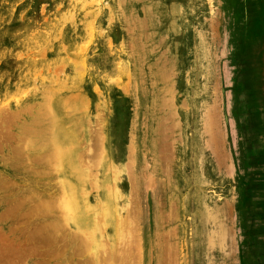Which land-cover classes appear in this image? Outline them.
Listing matches in <instances>:
<instances>
[{
  "label": "rangeland",
  "instance_id": "obj_1",
  "mask_svg": "<svg viewBox=\"0 0 264 264\" xmlns=\"http://www.w3.org/2000/svg\"><path fill=\"white\" fill-rule=\"evenodd\" d=\"M58 101L100 252L58 200ZM99 260L264 264V0H0V264Z\"/></svg>",
  "mask_w": 264,
  "mask_h": 264
},
{
  "label": "bare ground",
  "instance_id": "obj_2",
  "mask_svg": "<svg viewBox=\"0 0 264 264\" xmlns=\"http://www.w3.org/2000/svg\"><path fill=\"white\" fill-rule=\"evenodd\" d=\"M75 1V0H74ZM117 1V0H116ZM67 3V2H66ZM70 4V3H69ZM66 5V4H65ZM117 5V4H116ZM68 9V8H67ZM102 10V9H101ZM179 14V13H178ZM116 17V16H115ZM70 20V19H69ZM69 22V21H68ZM74 24V23H73ZM72 24V25H73ZM63 28V26H62ZM55 31V30H54ZM9 35V34H8ZM13 36V35H12ZM71 36V35H70ZM115 48V47H114ZM106 53V52H105ZM98 55V54H97ZM68 57V56H67ZM93 64V63H92ZM62 68V67H61ZM155 72V71H154ZM62 80V79H61ZM115 82V81H114ZM140 82V81H139ZM60 83V82H59ZM91 87V86H90ZM70 91V90H69ZM63 100V99H62ZM104 100V99H103ZM66 103V102H65ZM58 109L54 114L48 115L46 118L49 123V126H45L43 129V133H49L52 131V140L51 144L54 145V149L56 151V157L54 160L55 169L58 172V177L60 179V191L59 193V202L62 204V209L65 212V221L68 223V225L73 229L77 230L79 232H86V235H88L89 239L92 238L91 243L94 245V250H98V246L100 243L99 237L101 234H99L97 224L94 221V216H96L99 212L97 211L95 207V203L91 201V199L88 196V189H89V183L87 182V176H85L83 171V165L84 161L80 160L83 159V155L80 152V146H79V140H76L74 136L77 134H74L72 132V135L68 132V122L67 118L61 115L59 110L62 109V111L65 109L63 108L62 102L58 101ZM68 104V103H66ZM62 105V106H61ZM80 103L78 106H81ZM57 106V105H56ZM74 106V105H73ZM72 106V107H73ZM70 107V106H69ZM70 107V108H72ZM68 108V107H67ZM79 108V107H78ZM77 109V108H75ZM74 109V110H75ZM53 111V109H51ZM73 110V108H72ZM68 112L69 110H65ZM76 111V110H75ZM91 111V110H90ZM65 112V113H66ZM77 112V111H76ZM50 113V112H49ZM53 113V112H52ZM73 114V113H72ZM75 114V113H74ZM67 116V115H66ZM70 117V115H68ZM72 118H75L72 117ZM43 120V119H42ZM45 121V120H43ZM69 121V120H68ZM74 122V121H73ZM73 122H71L73 124ZM77 121H75L76 124ZM73 124V126L75 125ZM44 125V123H43ZM70 127V126H69ZM72 128V127H71ZM70 128V129H71ZM74 128V127H73ZM88 129V128H87ZM72 130V129H71ZM136 130V129H135ZM74 131V129L72 130ZM146 131V130H145ZM40 132V131H39ZM77 132V131H76ZM114 133V132H113ZM74 134V136H73ZM155 134V133H154ZM50 136V135H49ZM132 136V135H131ZM50 138V139H51ZM131 138V137H130ZM45 139V137H44ZM46 139H48L46 137ZM45 139V142L47 141ZM133 139V138H132ZM39 140V139H38ZM114 140V139H113ZM124 141V140H123ZM49 142V141H48ZM47 143V142H46ZM153 143V142H152ZM29 144V143H28ZM50 144V143H48ZM47 144V145H48ZM30 145V144H29ZM37 145V144H36ZM35 145V149H37ZM39 145L42 144L40 143ZM44 145V143H43ZM30 146H28L29 148ZM33 147V146H31ZM47 147V146H46ZM49 147V146H48ZM121 147V146H120ZM40 148V146H39ZM34 149V148H33ZM34 149V150H35ZM71 149V150H70ZM27 150V149H25ZM29 150V149H28ZM46 151V149H45ZM49 150H47L48 152ZM29 152V151H28ZM32 152V151H31ZM106 152L108 153L111 158L119 157V159L122 158L121 151L117 150L113 147L112 148H106ZM33 153V152H32ZM39 154L41 152H38ZM45 153V152H44ZM88 154V153H87ZM40 156V155H38ZM144 159V158H143ZM41 160V159H40ZM47 161V160H46ZM43 162V161H42ZM41 162V163H42ZM49 162V161H48ZM51 162H53L51 160ZM42 164H45L44 162ZM49 164V163H48ZM52 165V164H51ZM50 165V166H51ZM48 165H45V167ZM126 166V165H125ZM42 167V166H41ZM85 167V166H84ZM52 170V167H50ZM49 169V168H48ZM89 170V168H88ZM141 170V169H140ZM53 171V170H52ZM50 172V170H49ZM89 172V171H88ZM89 175V174H88ZM93 182V181H92ZM91 183V182H90ZM93 184V183H92ZM107 184V183H106ZM105 184V185H106ZM129 185V184H128ZM39 186V185H38ZM109 186V185H108ZM112 187V185L110 186ZM114 190V189H113ZM23 195V194H22ZM123 193L118 191L117 193H110V192H102L100 193V201L103 204V211L102 216L105 218V222L107 225V234L112 236V244L116 243L118 241V236H114L115 234H119L120 230L122 228H125V216L122 214L123 210V204H121V200L124 198ZM30 198V197H29ZM28 198V199H29ZM58 198V196H57ZM27 199V198H26ZM52 199V198H50ZM128 199V198H127ZM31 200V198H30ZM41 200V199H40ZM54 200V199H53ZM34 201V200H33ZM38 202V201H37ZM44 202V201H43ZM100 202V203H101ZM39 203V202H38ZM24 204V203H23ZM41 204V203H40ZM43 205V204H41ZM48 205V203L46 204ZM99 206V205H98ZM47 207V206H46ZM49 209V208H48ZM47 209V210H48ZM101 210V209H100ZM125 210V209H124ZM26 211V210H25ZM49 211V210H48ZM40 212V211H39ZM38 212V213H39ZM43 212V211H42ZM218 212V211H217ZM45 213V212H44ZM50 213V212H48ZM53 213V212H52ZM221 213V212H220ZM219 213V214H220ZM40 214V213H39ZM222 214V213H221ZM42 215V214H41ZM57 215V214H56ZM54 215V216H56ZM101 215V214H100ZM98 215L100 218L101 216ZM45 216V215H44ZM34 217V216H33ZM48 217V216H47ZM53 218V217H52ZM47 219V218H46ZM62 220V219H60ZM96 220V218H95ZM100 220V219H99ZM210 220V219H209ZM35 221V220H34ZM33 221V222H34ZM54 221V220H53ZM52 221V222H53ZM51 222V221H50ZM64 222V221H62ZM104 222V223H105ZM212 223V222H211ZM214 223V222H213ZM215 224V223H214ZM60 226L61 224L58 223ZM100 224H98L99 226ZM104 226V224H103ZM208 226V225H207ZM36 227V226H34ZM44 227V225H43ZM102 227V226H100ZM56 226L51 227L50 230H46L48 233H53L56 230ZM211 228V227H210ZM44 229V228H43ZM103 229V228H102ZM105 229V227H104ZM205 229V228H204ZM41 230V229H40ZM58 230H61L58 228ZM63 230V229H62ZM61 230V231H62ZM100 230V228H99ZM101 231V230H100ZM124 231V230H123ZM217 231V230H216ZM222 231V230H221ZM58 232V231H57ZM56 233V231H55ZM216 233V232H215ZM103 234V233H102ZM207 234V233H206ZM218 234V233H217ZM213 235V234H212ZM205 236V234H204ZM64 238V237H62ZM54 239V238H53ZM208 240V239H207ZM53 241V240H52ZM210 241V240H209ZM91 243L89 242L90 246ZM80 244V243H79ZM78 245V244H77ZM87 245V244H86ZM100 247V245H99ZM124 251V250H123ZM99 256V254H97ZM94 256V255H92ZM96 256V258H99ZM101 256V255H100ZM127 256V255H126ZM122 258V256H121ZM100 259V258H99ZM106 259V257H105ZM102 260V259H101ZM101 260H99V264H101ZM109 260V259H108ZM79 261V260H78ZM119 261V260H118ZM98 262V261H97ZM129 262V261H128ZM84 263V262H83ZM103 264V263H102Z\"/></svg>",
  "mask_w": 264,
  "mask_h": 264
}]
</instances>
